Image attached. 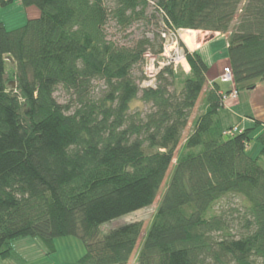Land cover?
Returning a JSON list of instances; mask_svg holds the SVG:
<instances>
[{
	"label": "trees",
	"instance_id": "obj_1",
	"mask_svg": "<svg viewBox=\"0 0 264 264\" xmlns=\"http://www.w3.org/2000/svg\"><path fill=\"white\" fill-rule=\"evenodd\" d=\"M20 3L38 15L14 29L0 21V259L19 258L12 243L20 238L53 252L56 238L75 236L84 245L79 264H128L136 250L137 264H264V132L252 156L253 129L222 126L230 89L207 85L196 51L185 50L188 74L165 67L144 85L143 72L146 53L162 50V32L200 30L226 37L238 93L264 81V0ZM109 19L120 27L146 19L153 36L119 45L107 37ZM95 79L106 87L96 99ZM175 81L178 92L168 89ZM58 86L74 103L55 98ZM139 92L151 105L144 117L130 113ZM200 94L202 110L145 234L140 221L102 233L105 222L154 202ZM226 197L240 207L213 214Z\"/></svg>",
	"mask_w": 264,
	"mask_h": 264
},
{
	"label": "rangeland",
	"instance_id": "obj_2",
	"mask_svg": "<svg viewBox=\"0 0 264 264\" xmlns=\"http://www.w3.org/2000/svg\"><path fill=\"white\" fill-rule=\"evenodd\" d=\"M18 0H14V2L10 3L8 6L0 7V20H4L5 26L8 29H14L22 25L23 23L20 21L18 22L17 19V11L8 10L11 7L16 5ZM152 4V3H151ZM150 4V5H151ZM108 6H111V3L108 2ZM151 11V7H148L147 12ZM150 30V21H146V19H140L135 21L134 23L130 24L127 27H120L118 26L113 20L109 19L108 23L106 24V34L109 40H115L119 45L125 43V45H133V43L138 40L141 35L146 34L148 37H152V33ZM182 34H187L190 40L193 42V47L201 41H208V45L203 49L204 53H206L207 57L211 61H219L220 65H224L225 63L229 64L228 55H227V41L225 36H216V33L211 31H186V30H179L177 33V41L183 47L184 51L187 50L191 53L193 49L187 46L186 42L182 38ZM210 34H214V38L211 40H207ZM151 51L152 48L149 47ZM185 51V59L187 61V56ZM186 72H189V64L188 62L184 63ZM12 68V65L10 64ZM180 69V68H179ZM178 69V70H179ZM179 74L183 73L181 71H177ZM222 73V71H221ZM221 73L219 75H221ZM133 76L136 80H139L141 76V69L140 67H135L133 72ZM218 75V76H219ZM254 84H258L255 90L249 89H240L238 95L240 94V105L239 107L229 108L227 103L223 105V107L219 111V118L221 120V124L224 127H227L229 124H234L238 122V114L244 112L245 114H249L247 109L251 108L252 105L256 106L258 101L264 97V81H260L259 79L252 80ZM148 82V81H147ZM212 81H208L207 85H210ZM219 85L222 91H227L231 83L230 82H219ZM168 89L170 91H179L180 85L179 82L175 81L173 84H170ZM106 91L105 84L100 79H95L92 82V90L91 96L92 98H100L104 92ZM140 92L138 93L137 97L131 103V114H134L137 111H140V116L144 117L147 112L151 110V105L143 103L140 100ZM55 98L60 103H74L72 96L67 93L61 86H58L54 92ZM202 97L203 94H200L198 100L195 103V106L192 108L190 112V116L188 119V123L186 127L183 129L180 137V141L178 147L174 153V158L168 168V171L165 175V178L161 184L160 191L158 192L154 202L145 208L137 210L135 212L126 214L124 216L115 218L111 221L105 222L100 226V230L102 233L107 232L111 228L124 224L126 222L131 221H140L143 226L142 236L145 234V230L149 227L150 223L154 218V214L156 211L157 204L160 200V197L165 189L167 184V180L170 176V173L173 169L176 157H177V150L181 148L184 143L185 138L191 133L192 131V121L196 115H198L202 110ZM237 106V105H236ZM238 128V126L236 127ZM240 129V128H239ZM231 132V130H230ZM249 146L247 148L248 152L252 156L253 149L255 145H259L256 141V133H252L250 136ZM258 153V152H257ZM260 164L264 168V158L260 160ZM241 199L236 197H226L218 201L213 209V214H218L220 211H224L225 213H229V209L232 207H240ZM235 216V214H233ZM141 243V240H140ZM55 244V251L50 252L44 244L38 239L33 237H24L15 240L12 243V247L14 251L17 252L19 258H7V259H0V264H79L78 259L84 253V245L82 241L75 237V236H63L56 238L54 241ZM139 247V246H138ZM137 252V250H136ZM136 252L133 254L128 262V264H137L136 263Z\"/></svg>",
	"mask_w": 264,
	"mask_h": 264
},
{
	"label": "crops",
	"instance_id": "obj_3",
	"mask_svg": "<svg viewBox=\"0 0 264 264\" xmlns=\"http://www.w3.org/2000/svg\"><path fill=\"white\" fill-rule=\"evenodd\" d=\"M14 2V0L12 1ZM14 10L17 11V19L18 22H22L24 23L25 20L27 18H31V17H35L38 15V10L35 7H28L25 8L22 6V4L20 3V0L17 1L16 5H14V7L9 8L8 10ZM1 22H4V20H0ZM21 26V25H20ZM195 32H200V30H193ZM204 32V31H203ZM216 36L220 35V36H224L219 34L218 32H215ZM208 45V41H201L200 43H198V45L196 44L193 49H189L191 50V52L196 51L201 58L204 60V62L207 64L208 66V71L206 73V78L209 81H217L216 78L218 77V75L221 73L223 67L227 66L228 64L225 63L224 65H220L219 61H211L209 60V58L207 57L206 53H204V48ZM227 45V44H226ZM219 85V84H218ZM258 84H255L253 87H251V90H255L257 88ZM221 88V87H220ZM240 94L233 99H229L227 101V106L229 108H234V107H239L240 105ZM237 105V106H236ZM247 111L249 114H245L244 112H241L238 114V122L234 123V124H229L227 127H236L238 126L240 129H245V128H251L253 129L252 133H256V138L257 136L264 132V97L262 99H260L257 103L256 106L252 105L251 108L245 110ZM220 119V118H219ZM221 122V120H220ZM258 122H260L258 124ZM224 127V126H223ZM224 127V128H227ZM251 133V135H252ZM250 135V136H251ZM258 143V142H257ZM249 146V144H248ZM247 146V148H248ZM261 148V145H255L254 149L252 150L253 153H255L254 155L258 154L257 152H259Z\"/></svg>",
	"mask_w": 264,
	"mask_h": 264
},
{
	"label": "built area",
	"instance_id": "obj_4",
	"mask_svg": "<svg viewBox=\"0 0 264 264\" xmlns=\"http://www.w3.org/2000/svg\"><path fill=\"white\" fill-rule=\"evenodd\" d=\"M179 30H171L162 32L161 36L164 39L162 50L157 55H152L151 53H146L145 63L143 65V72L146 76L144 85H152L155 81L156 75L165 67H172L173 69H182L186 72L184 63L185 51L183 47L177 41V33ZM192 31V30H186ZM217 81L213 80L211 84L215 81L217 84L222 82H230L229 92L223 96L224 103L226 104L229 99L236 98L238 92L232 85V73L228 66L223 67L221 75L216 78ZM148 81V82H147ZM237 128L234 127L232 131ZM230 133V130L228 131Z\"/></svg>",
	"mask_w": 264,
	"mask_h": 264
},
{
	"label": "bare ground",
	"instance_id": "obj_5",
	"mask_svg": "<svg viewBox=\"0 0 264 264\" xmlns=\"http://www.w3.org/2000/svg\"><path fill=\"white\" fill-rule=\"evenodd\" d=\"M182 38L184 39L188 47L193 48V42L190 40L187 34H182Z\"/></svg>",
	"mask_w": 264,
	"mask_h": 264
},
{
	"label": "water",
	"instance_id": "obj_6",
	"mask_svg": "<svg viewBox=\"0 0 264 264\" xmlns=\"http://www.w3.org/2000/svg\"><path fill=\"white\" fill-rule=\"evenodd\" d=\"M214 38V34H210L209 37L207 38V40H211Z\"/></svg>",
	"mask_w": 264,
	"mask_h": 264
}]
</instances>
